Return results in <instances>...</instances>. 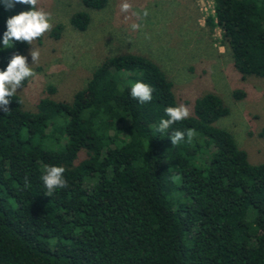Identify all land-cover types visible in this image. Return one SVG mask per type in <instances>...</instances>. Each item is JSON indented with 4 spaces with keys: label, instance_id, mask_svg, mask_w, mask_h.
<instances>
[{
    "label": "trees",
    "instance_id": "16d2710c",
    "mask_svg": "<svg viewBox=\"0 0 264 264\" xmlns=\"http://www.w3.org/2000/svg\"><path fill=\"white\" fill-rule=\"evenodd\" d=\"M79 2L68 23L82 32L86 10L107 0ZM29 10L0 0V71L28 47L4 49L6 21ZM212 11L206 22L235 71L264 80V0H212ZM137 81L154 89L151 102L130 96ZM9 99L0 108V264H264V162L250 164L216 126L229 113L216 95L194 99L189 117L160 133L164 110L177 106L172 83L126 53L103 58L69 101L42 97L27 111ZM175 130L185 139L172 145ZM45 166L65 168L67 187L47 195Z\"/></svg>",
    "mask_w": 264,
    "mask_h": 264
},
{
    "label": "rangeland",
    "instance_id": "374dc122",
    "mask_svg": "<svg viewBox=\"0 0 264 264\" xmlns=\"http://www.w3.org/2000/svg\"><path fill=\"white\" fill-rule=\"evenodd\" d=\"M123 2L107 0L99 11L86 10L88 25L78 32L68 18L83 10L79 0H39L37 8L51 13L52 28L60 25L61 30L57 39L48 31L28 44L24 56L36 75L17 89L22 108L33 111L42 97L69 101L103 58L135 54L160 68L172 83L177 106H187L190 113L197 97L205 93L219 97L229 113L216 126L231 134L250 164L263 163L264 137L258 132L264 127V80L241 78L233 68L219 43V30L206 22L213 14L212 0H127L132 6L127 13L120 9ZM132 24L139 29L133 30ZM34 49L40 53L35 62L30 55ZM234 91L242 97L234 99Z\"/></svg>",
    "mask_w": 264,
    "mask_h": 264
},
{
    "label": "clouds",
    "instance_id": "9594fccd",
    "mask_svg": "<svg viewBox=\"0 0 264 264\" xmlns=\"http://www.w3.org/2000/svg\"><path fill=\"white\" fill-rule=\"evenodd\" d=\"M24 4L31 6V10L20 12L17 15L10 17L6 21V32L3 35V47L4 49L10 48L9 45L12 41L27 43L31 45L34 40L42 37L46 32L52 28L51 13L44 11L41 8H37L39 0H4L5 8L10 10L14 4ZM131 4L125 0L120 5L122 12H129L131 10ZM133 15L139 16L140 13H133ZM148 11L143 12V16L147 17ZM133 30H138L140 25L132 24ZM33 62L39 59V50L34 49L30 53ZM36 73L27 64L25 56L20 54H14L7 64L6 70L0 71V108L5 112L8 111L7 106L10 103V97L17 93V89L21 87L22 82L27 78L34 77ZM154 89L143 82H135L131 85L130 96L133 99L144 104L151 102L152 93ZM167 119H161L156 131L164 133L174 123L187 119L190 115L189 108L183 104L178 106H170L165 110ZM188 141L195 135L194 129H189L186 132ZM172 145H177L185 139V132L175 130L169 136ZM65 168L59 166H45L44 174L41 176V180L47 189V195H51L56 189H63L67 187V181L64 178ZM28 186V181L25 180V187Z\"/></svg>",
    "mask_w": 264,
    "mask_h": 264
}]
</instances>
